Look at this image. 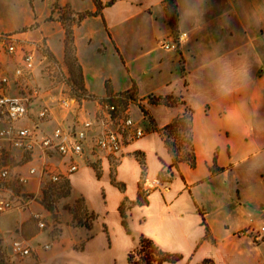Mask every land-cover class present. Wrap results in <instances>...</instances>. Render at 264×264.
I'll use <instances>...</instances> for the list:
<instances>
[{"label":"crops","instance_id":"0c3cea01","mask_svg":"<svg viewBox=\"0 0 264 264\" xmlns=\"http://www.w3.org/2000/svg\"><path fill=\"white\" fill-rule=\"evenodd\" d=\"M100 1L104 5L100 13L93 2L88 3L84 9L96 14L72 28L75 56L90 98L78 100L68 92H60L58 97L44 92L34 53L37 46L24 39L25 33L16 35L17 51L12 54L0 45V76L10 77L7 94L38 90L28 118L16 122V127L32 129L37 138H43L57 128L74 134L86 121L92 122L83 154L74 158L77 171H68L71 156L56 152L45 159L32 155L26 172L14 170L29 178L21 186L27 194L40 192L50 173L67 178L97 218L94 233L80 248L73 246L79 240L73 236L45 250L43 246L51 243L40 230L31 239L42 251L35 264H128L129 254L142 237L181 256L164 264H202L205 260L264 264V233L260 232L264 227V0H174L175 26L167 19L169 0H117L109 6L110 0ZM56 24L59 36L54 39L52 29L41 28L40 41L61 59L65 31L61 22ZM145 28L151 34L152 47L130 58L124 39L141 44ZM177 34L185 35L178 50L159 46ZM55 40L57 45L52 43ZM29 53L34 55V70L15 76V69ZM142 56L152 60L138 70L136 63ZM114 65L127 79L123 87H117ZM132 86H137L138 102L146 111L137 101L114 100L118 112L115 120L106 122L108 114L100 102ZM148 96H172L184 104H156ZM63 98L69 100L67 107L61 104ZM187 107L193 111L194 165L185 159L184 151L175 163L162 135ZM44 108L47 117L40 119L38 114ZM126 118H131L133 128L142 129L144 136L132 138V132L123 126ZM8 125L0 121V129ZM106 129L124 134L119 153L94 145ZM2 148L17 161L25 159L6 141H0ZM31 168H37L38 173L29 175ZM11 192L8 188L2 194ZM32 208L33 204L28 207L30 217ZM16 212L21 213L5 214ZM20 228L14 217L0 216V250L1 244L10 242L6 232L18 236ZM242 231L250 234L242 237ZM259 235L261 239L255 240ZM18 259L29 260L16 264H33L34 256Z\"/></svg>","mask_w":264,"mask_h":264},{"label":"rangeland","instance_id":"374dc122","mask_svg":"<svg viewBox=\"0 0 264 264\" xmlns=\"http://www.w3.org/2000/svg\"><path fill=\"white\" fill-rule=\"evenodd\" d=\"M92 2L93 0H0V35H6V34L18 35L19 33H25L22 34L24 39L26 38V40L28 39V41L35 43L37 49L35 48L36 51H34V53L35 55L38 56L37 65L39 67L38 69L41 70L40 71L41 83L43 85V88L45 89L44 92H49L51 96L58 97L60 92L63 93L68 92L71 97L76 98L78 100L82 98L87 99L86 97L87 95H81L82 93L77 91L80 90L81 85L79 84L74 85L72 82L69 81L70 73H69V68L65 63V56H64L65 44H64V55L61 59H58V57L52 53V51L45 45V43L40 41V37L42 35L41 28H43L44 30L52 29L50 31V34L53 35L54 39L59 36V30H60V26L56 24V21L61 22V28H63L64 31L66 24L73 32L72 29L73 26L81 22L79 21L80 15H83L86 12H90L84 8L89 7L88 3H92ZM100 12L101 10H99V13ZM167 19L168 21L170 20V24L172 23V25L175 26L177 17H176L174 0H169ZM95 29L97 28H93L92 30ZM145 30L147 31V34L145 33L146 36H142L140 40L141 44H139L140 42L135 43L133 41H129L128 39H124L123 45H125L126 48H128L127 50L131 52L129 54L130 58L133 57V53L134 54L136 53V56H138L139 53L144 54L146 52V48L152 47L151 34L147 28H145ZM99 31L101 32V30ZM180 36H183L181 41L183 42L185 40V35L177 34V36L174 39H165L161 41L159 46L162 47L163 44L165 43L168 42L171 43L172 40L174 42L178 41ZM96 38H98V35L96 36ZM99 40L100 41L104 40V38L100 37ZM64 41H65V37H64ZM52 43L54 45H57L58 40H55ZM105 46H106V42H104L102 47L104 48ZM139 46L144 48L141 49ZM72 47H73V54L71 55V57L75 56L74 41ZM49 54H52L53 58H51ZM90 54L92 53H88L87 56L90 57ZM151 60L152 58L150 56L147 57L142 56V58L138 60L139 63H136L137 64L136 69L138 70H142V68L144 69L146 63L151 62ZM109 66L111 67L110 64ZM74 71H75L76 79L79 83L80 71L76 65H74ZM112 72L117 78L118 81L117 87L125 86L127 79L123 75L122 71L119 70L117 65L116 66L114 65V69ZM12 84H14V80H12ZM62 84L67 87H62ZM20 90L21 91L15 92L14 98L20 99L22 97L21 94L29 95L26 91L22 89ZM28 91L31 92L32 90H28ZM117 96L118 97L121 96L120 99H116L117 101L118 100L122 102H124L125 100L137 101V105L140 106V108L143 109V111H146L141 106L142 105L141 102H138L139 100L141 101V99L138 96L137 86H132L129 90L120 92L119 94H117ZM131 96H133L132 97L133 99L131 98ZM155 98H156L155 96L147 97V99H149L150 102L154 101ZM171 103L172 105L175 104L179 105L181 102L178 100L177 102L170 101V104ZM174 131L176 130L164 131L162 133L163 139L166 140L168 143L178 146L179 148L181 142H183L184 140L181 137L179 138L181 134H176L174 133ZM184 146H186V144H184ZM12 158L14 159L10 161L11 167L14 168L15 170L20 169L23 172L27 171V167L31 166L30 163H32V160L34 159L31 158V156L28 157L26 156L25 159L21 161H17L19 159L16 158L17 159L16 160L15 157L13 156ZM26 164L27 166H25ZM45 169L46 168L44 167V171ZM37 173L38 171L36 172V174ZM50 179L48 177L44 178L43 182L41 183L42 185L40 192H38L37 194L27 195L29 199L33 200L29 204V206L33 204L32 209L34 211L31 212H39L43 215L45 222V227L43 229L39 227L38 221L32 215L30 217L29 215L30 213L28 211L29 206L26 208V211L25 210L22 211L23 209L22 210L17 209V211L21 213L16 212L12 215L5 213L0 214L1 217H14L15 220L18 221L21 227L20 231L17 232L18 236L15 235L16 237L13 236L12 233L13 231L6 232L7 236H9L10 238V242H8V245H5L4 243H3L4 245L1 244L0 264H16L29 260V259L23 260L18 258H16L15 260L12 259L13 255L11 253V244L14 240L21 239L22 238L21 236H23L24 239L30 241L31 244L33 245L34 249L32 253L35 260L32 259V262L33 264H35L37 263L39 253L42 251L38 249L37 246L38 243L31 241V239L35 235L40 234V230H42L43 233L45 234L44 236L47 237V239H49L51 243L50 245H52V243H55L53 244V247L54 245H56L57 241L67 242V240L69 241L72 240L71 237L78 236L79 240L74 242L73 246L75 248H80L82 247L85 239L94 233V227L97 218L93 214V212L91 211L85 200L73 191L70 183L66 180L67 178H63V176H61V179L58 182H54ZM10 181L15 182L16 180L12 176ZM14 184L16 185V187L14 186L16 190L14 189V192H11L12 193L11 197L17 199L18 198L17 194L19 195L20 193L23 194L22 192L24 191H22L19 187H17V182ZM26 218L29 219H27L28 221L24 223L25 222L24 220H26ZM248 233H249L248 231H242L240 232L239 235L244 237L250 234ZM259 237L260 238L258 239H256L257 237H255V240L261 239V235H259Z\"/></svg>","mask_w":264,"mask_h":264},{"label":"built area","instance_id":"2783aa9c","mask_svg":"<svg viewBox=\"0 0 264 264\" xmlns=\"http://www.w3.org/2000/svg\"><path fill=\"white\" fill-rule=\"evenodd\" d=\"M183 36H180L178 41H172L171 43L163 44V48L167 51L178 50ZM0 45L4 47L5 52L12 54L17 51L18 39L15 34L0 35ZM34 55L33 53L25 54L23 58V65L15 69L14 75L22 77L27 73H31L34 70ZM10 83V77L8 75L0 76V121H6L9 125L0 129V141H6L9 147L23 154V157L40 154L44 159L50 153H58L62 156H71L72 162L69 165V173H73L78 170L79 165L75 162L74 158L83 154L84 144L88 141V131L92 128V122L86 121L82 128L76 132L71 133L61 128H57L54 132L43 138H37L32 129L26 127H16L15 123L29 116V106L34 97L38 95V90H32L29 95H22L20 99L14 98V95L7 94V87ZM121 96L108 97L100 102V104L107 111L108 116L105 117L107 122L108 118L115 120V116L119 107L113 101L120 99ZM68 99L63 98L61 104L64 107L68 106ZM38 117L45 119L47 117V109H42ZM123 126L132 132V138H140L144 136L145 132L140 128H133L134 123L131 118H126L123 122ZM124 136V134H123ZM123 136L121 132L116 130L106 129L94 140V145L103 150H107L110 153H119L123 145ZM12 157L11 152L6 149H0V159L3 157ZM5 161V159H3ZM14 168L11 166L0 167V184H5L11 180L13 176L21 186L28 183L29 178L27 176H20L14 172ZM37 168H31L29 175H35ZM50 178L54 182H58L61 176L55 173H50ZM3 189L0 190V214L8 213L14 210L26 209L33 201L24 196L27 193L22 192L17 194L18 198L4 196ZM32 216L38 221V225L41 229L45 227L43 215L39 212H32ZM261 232L264 233V227L261 228ZM45 250L51 248L50 244H45ZM33 245L30 241L21 238L14 240L11 244V253L14 257L25 258L32 254Z\"/></svg>","mask_w":264,"mask_h":264},{"label":"trees","instance_id":"16d2710c","mask_svg":"<svg viewBox=\"0 0 264 264\" xmlns=\"http://www.w3.org/2000/svg\"><path fill=\"white\" fill-rule=\"evenodd\" d=\"M115 1L116 0H110L107 3V6L112 5ZM93 2L95 3V5L97 6V9H99V10L104 7L103 3L100 0H93ZM95 14L96 13L86 12L85 14L80 15L79 21H81L85 17L94 16ZM64 44H65V55H64L65 56V63L67 64V66L69 68V73H70V80L69 81L72 82L74 85H76V84L81 85L80 90H77V91L81 92L82 93L81 95H87L86 97L90 98L91 96L88 94V92L84 86V78H83V74L81 71V67L79 64H77L78 63L77 58H76V56L71 57V55L73 54V47H72L73 32L69 28V26H67L66 24H65V41H64ZM49 55L51 58H53L52 54H49ZM74 65H76L80 71L79 83L76 79V75H75V71H74ZM74 91H76V90H74ZM132 97L133 96H131V98ZM174 100H175V102L178 101L177 98H174L172 96H166V97H157V98H155V100L153 102L156 104L172 105V103L170 104V101H174ZM181 103L184 104L183 102H181ZM192 114H193V111L187 107L185 110V114L183 116L175 119L171 124H169L168 126H166L163 129V132L166 130H176V131H174V133L181 134V136H179V138L181 137L184 140L183 142H181V145L179 146V148H178V146H175L174 144L168 143L165 140L170 152L172 153V155L175 158V163L181 160L180 159L181 158L180 152L184 151L185 159L188 160L192 165L195 164V155H194L193 144H192ZM184 144H186V146H184ZM3 159H5V161H3ZM3 159L2 158L0 159V167L1 166H7V165L11 166L10 161L13 160L14 158L4 156ZM16 182H17V187H19L21 189L22 188L21 185L16 180L15 182L8 181L5 184H0V190L1 189L4 190V189L9 188L14 192V189H15L14 186L16 187V185L14 183H16ZM24 196L27 197L26 194H24ZM125 226H126V223H125ZM128 232H130V231L128 230ZM180 259H181V256H179L177 254L165 252V251L161 250L151 240L142 237L140 239L137 247L129 254L128 264H164L165 262L174 263ZM202 264H214V263L211 260H205Z\"/></svg>","mask_w":264,"mask_h":264}]
</instances>
